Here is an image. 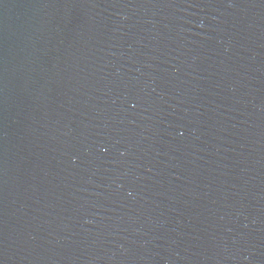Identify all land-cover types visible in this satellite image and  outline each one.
<instances>
[{"label": "water", "instance_id": "95a60500", "mask_svg": "<svg viewBox=\"0 0 264 264\" xmlns=\"http://www.w3.org/2000/svg\"><path fill=\"white\" fill-rule=\"evenodd\" d=\"M0 264H264V0H0Z\"/></svg>", "mask_w": 264, "mask_h": 264}]
</instances>
